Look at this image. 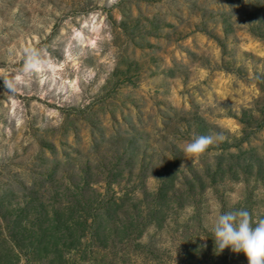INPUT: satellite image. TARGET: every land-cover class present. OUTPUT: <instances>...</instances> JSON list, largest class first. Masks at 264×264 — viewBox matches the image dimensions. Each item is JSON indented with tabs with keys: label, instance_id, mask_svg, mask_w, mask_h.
I'll return each instance as SVG.
<instances>
[{
	"label": "rangeland",
	"instance_id": "rangeland-1",
	"mask_svg": "<svg viewBox=\"0 0 264 264\" xmlns=\"http://www.w3.org/2000/svg\"><path fill=\"white\" fill-rule=\"evenodd\" d=\"M217 205L264 219V0H0V264H247Z\"/></svg>",
	"mask_w": 264,
	"mask_h": 264
},
{
	"label": "clouds",
	"instance_id": "clouds-1",
	"mask_svg": "<svg viewBox=\"0 0 264 264\" xmlns=\"http://www.w3.org/2000/svg\"><path fill=\"white\" fill-rule=\"evenodd\" d=\"M26 56V69L41 63L38 53L34 50H26ZM7 87L14 89V84L9 81ZM215 139L224 138L216 136ZM213 142L212 135L194 136L185 143L184 152L191 156H199ZM219 207L217 205V215L210 225L215 247L220 252L227 248L234 254H242L247 264H264V219L253 221L252 215L247 210L220 212Z\"/></svg>",
	"mask_w": 264,
	"mask_h": 264
}]
</instances>
